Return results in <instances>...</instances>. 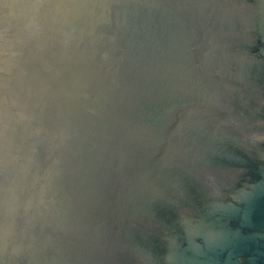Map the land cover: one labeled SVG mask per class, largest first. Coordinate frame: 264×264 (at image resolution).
<instances>
[{
  "label": "water",
  "instance_id": "1",
  "mask_svg": "<svg viewBox=\"0 0 264 264\" xmlns=\"http://www.w3.org/2000/svg\"><path fill=\"white\" fill-rule=\"evenodd\" d=\"M0 264H264V0H0Z\"/></svg>",
  "mask_w": 264,
  "mask_h": 264
}]
</instances>
